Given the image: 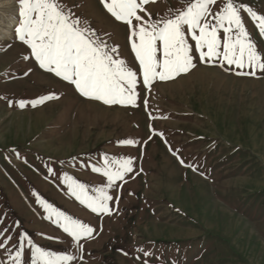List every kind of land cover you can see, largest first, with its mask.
Here are the masks:
<instances>
[{"label":"rangeland","instance_id":"1","mask_svg":"<svg viewBox=\"0 0 264 264\" xmlns=\"http://www.w3.org/2000/svg\"><path fill=\"white\" fill-rule=\"evenodd\" d=\"M10 1L0 8V97L7 98L0 99V229L7 227L14 237L9 247L27 232L47 250L81 255L71 238L45 218L35 192L96 228L93 239L81 241L83 261L74 264H142L137 249L152 253L150 264H264V73L237 76L234 69L197 60L186 75L157 81L151 91L139 88L137 107L104 105L23 60L26 46L14 34L18 0ZM63 2L79 5L76 15L101 34L114 33L105 39L119 44L121 57L133 61L125 26L114 22L99 0ZM240 2L264 14V0ZM183 3L157 0L146 8L157 18ZM243 15L264 52V38ZM7 27L11 36L5 38ZM29 67L34 71L24 76ZM53 91L59 99L35 108L15 103ZM152 129L163 137L149 139ZM124 139L138 143L121 145ZM169 147L179 149L184 165ZM105 155L132 157L134 173L120 182L118 210L98 217L69 194L62 177L67 174L89 189L103 186L106 178L91 165L102 164ZM0 261H7L3 249ZM26 262L31 264L29 254Z\"/></svg>","mask_w":264,"mask_h":264},{"label":"snow or ice","instance_id":"2","mask_svg":"<svg viewBox=\"0 0 264 264\" xmlns=\"http://www.w3.org/2000/svg\"><path fill=\"white\" fill-rule=\"evenodd\" d=\"M156 2L99 0L106 14L114 22L125 26L126 43L134 54L132 62L121 57L119 44L108 42L114 33L101 34L91 26L90 21L76 15L74 8L79 5L69 7L63 0H18L15 39L26 46V54L22 57L24 61H31L43 72L73 86L80 96L108 106L137 107L139 88L151 91L157 81L167 82L186 75L197 67V60L226 71L234 69L237 76L257 77L258 73H264V52L258 50L243 15L246 14L264 38V14L240 0H184L181 8L169 9L166 16L153 18L146 5ZM33 71L29 67L23 74L29 76ZM59 98V94L53 91L15 103L21 109L28 105L35 108ZM8 103L12 106L13 101L8 100ZM143 104L147 109L146 98ZM149 119L155 117L149 113ZM152 135L163 137V133L154 129L149 139ZM119 143L136 146L138 141L124 139ZM169 150L173 155L179 152V149L173 151L171 147ZM177 158L182 165L185 164L178 155ZM186 166L197 170L192 164ZM91 171L105 177L106 183L89 189L88 185L67 174L62 179L69 194L91 213L98 217L111 216L118 210V193L123 188L120 182H126L125 178L134 173V159H110L105 155L102 164L91 165ZM48 172L55 175L51 168ZM33 195L47 212L45 218L71 238L70 243L81 255L78 258L73 254L47 250L35 243L27 232H20L10 248L14 237L7 235L9 229L5 227L0 229V249L7 254V261H0V264H27L26 254L30 255L31 264H74L77 259L83 261L84 244L81 241L93 239L96 228L54 208L39 194L34 192ZM137 251L142 253V264H150L152 253L144 249ZM123 254L128 255L127 252ZM135 259L139 261L141 256Z\"/></svg>","mask_w":264,"mask_h":264},{"label":"bare ground","instance_id":"3","mask_svg":"<svg viewBox=\"0 0 264 264\" xmlns=\"http://www.w3.org/2000/svg\"><path fill=\"white\" fill-rule=\"evenodd\" d=\"M2 1H6V2L3 3ZM11 3H12V2H11L10 0H0V8H3V7H5L6 5H9V6H10ZM7 22H9V21H7ZM5 24H7V23H5ZM8 24H9V23H8ZM7 28H9V27H7ZM11 28H12V27H10L9 29H5V30L2 31V34H4L5 38L11 36V33H10Z\"/></svg>","mask_w":264,"mask_h":264}]
</instances>
